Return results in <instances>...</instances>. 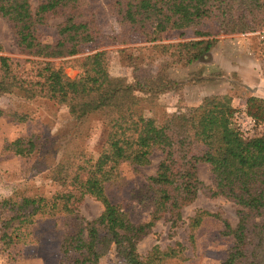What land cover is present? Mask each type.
<instances>
[{
    "label": "trees",
    "instance_id": "1",
    "mask_svg": "<svg viewBox=\"0 0 264 264\" xmlns=\"http://www.w3.org/2000/svg\"><path fill=\"white\" fill-rule=\"evenodd\" d=\"M120 32L109 36L101 29L94 13L93 0H41L33 8L30 0H0V17L12 32L14 44L22 55L42 59L26 70L9 57L0 55V97L16 95L26 100L47 99L65 107L78 122L91 114L103 118L107 137L95 158L82 151L60 163L53 179L65 187L53 197H22L0 203V224L4 237L13 224L31 225L38 214L58 210L75 215V207L85 196L103 204L102 213L93 220L77 219L73 234L61 243V264H99L113 249L122 264H166L180 258L185 249L155 246L146 255L138 243L165 215L172 226L182 220V211L193 203L202 185L198 163L210 166L213 196H222L238 206L235 227L223 221V236L233 244L222 264H264V134L246 139L232 119L237 109L232 97L208 96L185 116L167 117L162 123L147 119L137 109L148 98L172 90L175 82L136 68L134 83L110 71L109 51H98L79 58L81 74L70 78L55 59L92 52L102 41L122 45L139 36L155 43L168 31L197 30L206 22L218 23L219 33L255 32L264 26V0H109ZM51 18H63L55 39L46 42L41 28ZM204 36V33H196ZM218 40H192L177 45H155L173 63L192 65L210 53ZM246 114L264 125V98L246 99ZM7 113L0 107V119ZM18 122L25 115L13 114ZM37 148L34 136L5 141L4 152L19 157L32 156ZM160 151L162 160L153 176L147 177L152 198L150 219L134 223L123 208L111 202L107 184L118 177L119 166L128 163L149 166L152 155ZM9 212V216H5ZM205 217L216 214L199 210L190 219L193 233ZM193 237V236H191Z\"/></svg>",
    "mask_w": 264,
    "mask_h": 264
},
{
    "label": "rangeland",
    "instance_id": "2",
    "mask_svg": "<svg viewBox=\"0 0 264 264\" xmlns=\"http://www.w3.org/2000/svg\"><path fill=\"white\" fill-rule=\"evenodd\" d=\"M40 1L30 0L33 8ZM93 9L105 34H119V25L109 0H93ZM63 21V18H51L48 25L40 30L43 40L54 41L56 27ZM197 31L205 35L198 36ZM202 39H216L218 43L210 53L189 66L173 63L169 55L155 49L159 44L175 46ZM98 51L110 52L111 73L125 78L129 84L134 83L136 68L175 82L172 90L156 98H148L137 109L145 118L162 123L170 116L187 115L208 96L229 95L237 109L232 119L233 126L246 139L264 134V125L250 118L245 106L250 96L264 98V26L255 32L229 34L219 33L218 23L209 21L197 30L168 31L155 43H145L139 36L126 45L102 41L94 46L92 52L51 61L57 67L62 66L65 73L74 79L81 74L79 58ZM0 55L9 57L26 70H32L33 62L42 61L19 52L9 25L1 17ZM0 107L7 113L0 119V203L13 199L18 205L25 196L50 199L65 188L53 179L55 168L82 151L97 158L106 141L107 128L98 114H91L78 122L65 107L50 100H26L16 95L1 96ZM13 114L25 115L28 120L18 122ZM30 136H34L37 143L32 156L19 157L4 152L5 141ZM162 158V153L156 151L149 166L122 163L117 179L106 186L111 202L120 205L134 223H146L150 219L153 205L146 178L155 175ZM197 168L202 185L195 201L184 208L183 218L176 227L172 226L169 215L158 221L138 243L141 255H146L155 246L164 250L181 244L185 249L180 258L171 259L166 264H222L227 257L233 239L222 235V220L235 227L239 221L238 206L222 196L212 195L213 176L208 164L198 163ZM199 210L216 214L221 219L205 217L192 233L190 219ZM102 211L101 202L85 196L76 205L74 216L61 210L55 214H38L31 225L13 224L7 230L10 238L1 239L4 234L0 224V264H61L63 237L76 231L77 217L93 220ZM99 264H122V261L113 249Z\"/></svg>",
    "mask_w": 264,
    "mask_h": 264
}]
</instances>
